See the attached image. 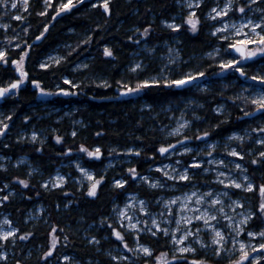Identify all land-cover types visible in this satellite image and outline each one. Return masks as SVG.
I'll return each instance as SVG.
<instances>
[{
	"label": "trees",
	"instance_id": "1",
	"mask_svg": "<svg viewBox=\"0 0 264 264\" xmlns=\"http://www.w3.org/2000/svg\"><path fill=\"white\" fill-rule=\"evenodd\" d=\"M60 3L61 0H53L50 3L52 6L48 7L44 0H30L28 9L21 13L24 19L10 22L11 28L16 29L22 39L15 43L20 47L11 49L7 45L2 46L8 53V63L0 62V87L21 78L16 76L11 61L19 59L24 52L28 53L24 67L29 76L18 90H12L0 99L2 113H6V118L11 116V120L2 119L3 123L9 124V128L6 134L0 135V155L12 162L20 156L28 157L43 176L38 179L36 175L29 176L22 166L16 168L10 164L2 167L0 164V185L7 183L14 192L1 204L0 211L17 222L18 240L31 233L27 239L17 240L12 248L0 241V250L10 253L0 264H16L17 260L21 264H43L44 253L51 247L53 228H56L58 243L50 258L61 260L67 255L79 264H113L104 254L114 246L111 242L116 241L106 219L114 204L121 202L125 194L136 192V189H118L113 185L111 174H106L97 189V196L89 197L87 191L69 183L53 189L43 187V179L53 174L62 159L79 156L88 168L93 169L94 164L102 165L117 151L130 148L140 152L133 158L134 167L140 175L155 167L162 157L158 149L166 144L161 136L159 112L187 95L190 88L151 87L138 97L120 98L118 82L135 87L138 80L147 78L146 73L130 69L133 55L145 44L154 45L176 38L181 40L183 54L188 57L200 55L215 42L206 34L201 16H198L201 23L196 33H192L188 25L178 31L162 26V22L170 21L178 14V0H109L110 14L104 10L103 4H96L95 0H83L82 3L74 0L71 11L57 16ZM42 12L46 14L41 15ZM145 28H149L150 32L147 37L143 35ZM137 29L140 31L137 32ZM130 36L132 40L128 39ZM105 46L112 49L114 56L104 55ZM54 52L59 55V63L56 61L47 64V68H41L44 59ZM216 71H209L207 75ZM34 79L40 81V87L45 91L59 92L60 88H64L74 94L65 96L59 93L52 99L41 100L32 84ZM65 80H71L76 87L65 83ZM103 82H107L108 87ZM208 95L213 99L210 106L215 101L225 103L226 112L216 115L208 107L206 116L201 113L200 118L204 117L206 122L198 125L200 134L207 131L212 140L223 138L240 130L251 120L248 118H253L244 116V112L251 109L236 98L235 89L220 90L213 86ZM22 127L41 130L43 139L30 142L16 138ZM74 131L75 136L72 135ZM56 136L62 137L61 142L56 141ZM81 144L89 149L100 147L102 156L96 162L87 160L86 153L79 151ZM69 148L71 153L67 151ZM249 168L258 185L264 184V162L252 163ZM98 176L101 175L96 174V178ZM18 178L27 180L29 186L25 188L19 184ZM38 204L45 209L43 217L25 222V212ZM88 226L94 234L90 235L98 241L97 245L90 243L88 237H83L82 231ZM142 241L153 250V255L129 264H144L145 260L155 264V257L168 251L166 245L152 238H143ZM183 256L189 261L195 258L210 263L206 257ZM170 264L177 262L170 259ZM260 264H264V260Z\"/></svg>",
	"mask_w": 264,
	"mask_h": 264
},
{
	"label": "rangeland",
	"instance_id": "2",
	"mask_svg": "<svg viewBox=\"0 0 264 264\" xmlns=\"http://www.w3.org/2000/svg\"><path fill=\"white\" fill-rule=\"evenodd\" d=\"M30 1V0H29ZM53 0H48L50 4ZM74 1V0H73ZM98 3H102V0H95ZM12 0H9L8 6L5 7L3 4H0V50H3L4 45L11 49H17L15 47V43L21 41V37L17 33L16 29H12L10 26L11 21H17L15 19L16 15H21L23 11H25L22 0L18 3V7L16 9L11 8ZM45 2V0H44ZM191 0H178L179 12L174 15L169 23L175 21V23L183 25L185 28V21L190 13V11H195L197 16H201L206 29V34L215 39V42L208 47V49L201 53L200 55H191L186 57L183 54L182 42L179 39H172L170 41L159 42L154 45L145 44L141 46L137 53L133 55L130 69H132L135 64L140 63L143 65V68L137 71L146 73V79L157 76V74L164 76L170 75L173 78H176L184 73H195L197 71H203L206 73V76L198 79L195 83L199 85V87H193L189 85L190 88L187 95L183 96L181 99H178L176 102H172L164 109L160 110L159 115H161L162 119V127H161V136L163 137L165 146L169 143L174 144L175 148L170 149L167 154L162 155L158 164L155 167L148 169L146 174L140 175L148 176L150 180H142L139 177L135 180L130 178V174L128 172L129 168L134 167V157L137 156V150L133 149L132 152L128 150L117 151L111 157L106 158L102 165L96 163L94 164L95 168L91 169L85 165L83 158L79 156H74L68 158L67 160L62 159L59 165L55 168L53 174L45 179L42 182L43 187L46 181H50L46 188L53 189L63 187L66 184H70L71 186L77 187L78 189H83L84 191L88 190L92 181H89L87 177L84 176L83 173L79 171L77 168V163L83 166L86 169H89L96 177V174H100L101 176H105L106 174H111V178L113 180V185L120 189V187L114 184L115 179H128L129 182L123 188H133L136 189V192H131L125 194L122 201L114 204L111 209V214L107 217L106 221L108 224H112L116 227V229L120 230L125 237V240L129 243L132 248H136V231L127 228V219L121 218L119 216V211L124 209L126 203L129 204L128 215H135L141 221L148 220V227H153L154 231H157V235H153L151 232L143 231L139 233V242L143 243V238H152L157 240L161 244L166 245L169 253V260L171 259V255L175 252V248L177 245H174L171 239V233L168 236H165L162 231H158L151 225V219L156 217L158 221L161 223V227H167L170 230L176 228V220L180 218V204L183 202L182 200L177 201L176 204L171 205L173 213L175 215L168 216L165 202L171 200L175 197H183L186 193H191L196 191L198 195L205 194L209 191L213 193V196L216 194H221L220 198L224 202V211L231 217H233L232 226H229V221L223 219V215L220 214L217 220L210 221V223L216 225L218 228L222 229L226 234L229 235V238L225 241L224 250L221 255H216L215 249L218 247L217 245L212 244V236L214 233L209 228H204L203 221L193 220L192 225H187L182 223L181 229H185L187 227H192L193 231H195L196 227L202 229L199 233L200 238L204 241V244L207 245L201 246V244L195 239V237L190 236L188 240L185 241V244L192 242L193 246L196 248V252L192 253H175L176 255H188V256H196V257H206L210 259L209 264H231L232 260L238 259L240 255V245L236 243L233 245L231 237H235L237 240H243L247 245L248 251L250 252L249 260L251 261L253 257L260 256L262 260H264V249H257L256 252H252L251 249L253 246L264 243V238L259 236L249 237L247 235L248 231H256L259 232L264 230V216H256L251 218L247 224L241 225L239 222L243 219V215H247L249 210L258 211L260 196H259V183L258 180L251 174L249 165H252V160L259 157V152L264 151V145L257 143L258 140L264 139V133L253 131V129L257 127H264V116L260 113L256 114L253 118H248V122L238 131H234L223 138H218L216 140H212L209 135L207 137H203L201 139H195V137L201 136L199 132V127L201 123H205L206 121L201 117V113L203 115H207L206 109L208 107L211 108L213 114L219 115L221 113L226 112V104L222 102L215 101L214 105L210 106L213 99L210 95H208V91L211 90L213 86H216L217 89L222 90L230 88L235 89L236 98L241 101V103H245L247 107H250L251 111L255 109V105L251 104L248 97L252 92L259 90L262 85L258 81H251L250 79L246 80L244 77L240 75L239 72H236L234 69H226L221 71L220 68V60L230 59L233 57L239 58L238 54H235L233 50L227 48L228 43L235 42V39L241 37H235L232 35L233 30L230 28L226 33H218L213 35V31L216 27H220V21H228L235 22L239 25L242 18H251L253 20H259L264 13H261L260 9L264 8V3H260L258 0L257 5L252 6V11H247L244 14L239 13L238 7L245 3L246 0H233V3L236 5V8L229 12L226 17H218L216 20H213L209 17V13L212 8L219 6L223 8L224 4L228 2V0H202L199 7L193 6L192 9L187 7L188 3ZM66 12V11H65ZM212 15H215L212 13ZM8 24V28H4L3 25ZM162 26L167 29H171L168 25L162 22ZM260 29H257L259 31ZM176 31V30H173ZM245 32L251 33V26L244 29ZM229 35L230 39L228 41H223L219 37L220 35ZM15 37V39H12ZM177 37V36H176ZM249 48L255 47V45H248ZM153 49L155 51H153ZM169 49L173 51L170 53ZM178 50V51H177ZM23 55V54H22ZM175 60V64H169V56ZM59 60V55L57 53H51L44 59V64H51ZM3 62V61H0ZM25 62V60H24ZM165 64H168L170 71L168 73L161 72V69ZM241 67L245 68L247 76L250 78L253 75L264 74V57L261 55H257L248 61H241ZM13 69H16V66H13ZM217 70L215 74L207 75V72ZM251 75V76H250ZM23 79V78H20ZM26 81V80H25ZM24 81V82H25ZM24 84V83H23ZM7 84L5 87H7ZM207 85V87H205ZM249 85H253L254 87H249ZM219 86V87H218ZM36 87V86H35ZM245 88H248V91H244ZM39 93V98L41 100H49L59 94V92H48L51 94H41L39 88H37ZM146 90V89H145ZM145 90H142L135 94H129L123 96L122 98H135L140 96ZM244 104V105H245ZM220 109L217 111V109ZM44 109V107H43ZM210 111V109H209ZM6 113H2L0 109V121H6L7 118L4 116ZM184 120L189 121V123L183 127L178 133L169 134L173 128H177L179 124H183ZM7 124V123H6ZM34 128V127H33ZM33 128H20L16 133V138L20 140H27L30 142H40L43 139V133L41 130H35ZM37 133V138L35 140L32 139V133ZM185 133H188V137L191 139L184 140L182 137ZM238 134L234 136L233 134ZM2 136V135H1ZM238 136H243L244 139L241 141ZM182 141V143H176L177 141ZM214 146V147H213ZM184 147H188L192 149L191 152L184 153ZM235 148L237 151L243 153V159L240 157H234L229 154L230 150ZM211 152L212 155L209 156L207 153ZM87 160L98 161L99 159L90 158L85 155ZM193 157L196 158L197 161H201L200 167L195 168L192 167L194 161ZM261 158V157H260ZM209 160H224L225 164H210ZM264 160V159H263ZM180 161V164L176 162ZM240 163L243 165L242 169H236L235 164ZM0 164L2 167H6L8 165H13L14 167L22 166L24 167L27 174L30 176L31 174L36 175L38 179H41L43 173L40 172L35 165H33L28 157L20 156L15 161L12 162L10 158H5L0 155ZM117 165L118 168L114 169ZM165 165H172L177 172H182L185 167H188L189 173L192 178L190 181H174L167 177H164L162 172L158 171L159 168H163ZM136 169V168H135ZM207 169V171H205ZM244 169H247L245 172ZM112 170V171H111ZM169 172L172 171L171 168L167 169ZM218 171H223L228 175L226 177H220V179H224L225 183L227 179H236L243 184H247L249 181H244V175L249 176V180L253 183L254 190L247 191L245 188L237 189L235 187L229 186L225 187V184H221L216 179L218 175ZM111 172V173H109ZM57 173L65 177V183L58 187H52V182H55V178ZM99 177V176H98ZM97 177V178H98ZM156 180H160L165 186L164 187H151V184ZM7 185V187H5ZM227 191L229 193L228 196H223L222 193ZM13 190L10 189V186L7 183H3L0 185V200L4 196H12ZM195 199L193 197L190 202L191 206H195ZM210 197L205 196V203H203L200 207L208 208L210 205L207 201ZM145 200L147 202V207L149 209V213L145 214L140 211V206L138 201ZM159 201V203H157ZM234 201H239V204L233 203ZM4 202V201H3ZM2 202V203H3ZM0 203V206L1 204ZM254 206H257V210H254ZM217 209L220 205L215 206ZM161 213H164L162 216ZM45 214V209L41 205L34 206L31 210L25 212V222L39 220ZM198 214V213H197ZM184 215L191 216L187 210L184 211ZM5 218L11 220L8 214L0 211V229L7 231L9 228L17 229V222L12 221L11 225L4 223ZM171 219L172 223L169 224L168 220ZM124 227H121V225ZM141 227H144L143 223ZM237 227H244L245 232L241 233L239 236L236 235V232L233 230ZM91 227L88 226L85 228L82 233H84L83 237L89 239L90 243H94L97 245L96 241L92 240L90 234L94 235L91 231ZM18 231L15 234V239L10 237L8 241L0 238V241L5 244L8 243L12 248L13 245L18 240L17 237ZM182 232L176 233L177 236L181 235ZM114 239L116 240L114 246L109 248L104 254L112 261L113 264H129L131 262L136 261L141 258H149L142 252L133 253L129 252L127 249L123 247V243L112 234ZM19 239L18 241H20ZM149 247V246H148ZM150 248V247H149ZM14 252V251H13ZM0 253H6L7 258L10 254L9 251L0 250ZM12 253V252H11ZM116 256H127L130 259H120L119 261L113 259ZM6 259H0V261H5ZM45 264V260L44 263ZM47 264H79L75 260L65 261L63 258L61 260H55L53 258L47 259ZM244 264H249L248 261L244 262Z\"/></svg>",
	"mask_w": 264,
	"mask_h": 264
},
{
	"label": "snow or ice",
	"instance_id": "3",
	"mask_svg": "<svg viewBox=\"0 0 264 264\" xmlns=\"http://www.w3.org/2000/svg\"><path fill=\"white\" fill-rule=\"evenodd\" d=\"M9 0H0V4H3L5 7L8 6ZM78 3H82L83 0H77ZM202 0H191L190 3H188L187 7L189 9H192L193 6L195 5L196 7L200 6V3ZM260 3H264V0H259ZM18 3H20V0H12L11 2V8L16 9L18 7ZM103 3V8L106 12H109L110 14V4L109 0H102ZM258 0H246L245 3H242L238 7V11L241 14L246 13L247 11H252V6L257 5ZM22 4L25 10L28 9L29 7V0H22ZM45 4L48 7H51L52 5L48 3V0H45ZM96 5H93L95 7ZM74 7L73 0H67V2H63L61 0V3L59 5V12L56 13V15H60V13H63L65 11H71V9ZM236 8V5L233 3V0H228L227 3L224 4L223 8H220L219 6L214 7L211 9L209 13V17L213 20H216L218 17H226L228 16L229 12L232 11L233 9ZM261 13H264V8L260 9ZM214 13L215 15H212ZM46 13L42 12L41 15H45ZM55 18V17H53ZM15 19L17 20H22L24 17L21 15H16ZM164 23L168 25L170 28L173 30H180L182 25L175 23V21L169 23V21L165 20ZM186 25L190 26L189 30L192 33H196L199 30V25L201 23L199 17L197 16L195 11H190L188 14L186 21ZM221 26L216 27L213 31V35H216L218 33H226L228 30L231 28L233 30L232 35L235 37H241L238 39H235V42L228 43L227 48L234 50L236 53L239 54V58L233 57L227 60L221 59L220 60V68L221 71L226 70V69H234L236 72H239L242 77H244L246 80L250 79L251 81H258L262 87L250 94L248 99L250 100L251 104L255 105V109L253 111H245L244 116H249V117H254L256 113H260L262 116H264V74H257L253 75L250 78L247 76V73L245 71L244 67H241V61H248L251 60L252 58L256 57L258 54L264 57V15L261 16L259 20H253L251 18H242L239 25H237L235 22H228L221 20L220 21ZM251 26V33L245 32L244 29L248 28ZM4 28H8V24L3 25ZM151 26H149L150 28ZM149 28H145L143 30V35L145 37L149 36ZM257 29H260L257 31ZM47 27L45 28V31H47ZM140 29H137V32H139ZM43 33H41V36ZM223 41H228L230 39L229 35H220L219 37ZM12 39H15V37H12ZM37 39H40V36L37 37ZM129 40H132L133 37H128ZM136 43H139V41H135ZM248 45H255L253 48H249ZM15 47L19 48L20 45L17 44ZM153 51H155L153 49ZM173 50L169 49V52L171 53ZM178 51V50H177ZM28 55L27 52H24L23 55L19 59L12 60V64L16 66V71L19 73V76L23 79H15L14 82L10 83L7 87H0V98H3L6 94L11 93L12 90H18L20 86L24 83V81L28 78L29 73L25 70L24 67V60L25 57ZM104 55L106 57H112L114 56V53L111 48L108 46H105L104 48ZM8 53L6 51L0 50V61H3V63L7 64L8 63ZM59 63V61H57ZM169 64H175V60L172 58V56H169ZM41 68H47L48 65L42 63L40 65ZM83 67H87V65H83ZM143 68V65L140 63L135 64V66L131 69L132 71H137ZM170 71L168 64H165L164 67L161 69V72L163 73H168ZM206 76V73L203 71H197L195 73H184L176 78L171 77L170 75H164L161 76L157 74V76H154L149 79H143V80H138L136 83L135 87H131L127 84H125L123 81L118 82V86L121 87V95H129V94H135L138 93L142 90L151 88V87H156V88H168V89H186L189 85L193 87H199L198 84L195 82ZM65 83L71 84L73 87H76L75 84L72 83L71 80H65ZM105 87H108L107 82H103ZM32 84L39 88V91L41 94H51L47 93L44 88L40 87V81L39 80H32ZM207 87V85H205ZM249 87H254L253 85H249ZM244 91H248V88H245ZM59 93L63 94L65 96L67 95H72L74 93H70L68 90L64 88L59 89ZM149 107H151L149 105ZM220 109L218 108L217 111ZM8 120H11V116L7 117ZM25 119H29L28 117H25ZM189 121L184 120L183 124H179L177 128H173L171 134L178 133L183 127H185ZM0 135L6 134V130L9 128V124L3 123V121H0ZM253 131L264 133V127H257L253 129ZM73 136L76 135V132L74 131L72 133ZM99 135V133H97ZM209 133L207 131H204L201 136L195 137V139H201L203 137H207ZM234 136H237L238 134L234 133ZM37 138V133L33 132L32 133V139L35 140ZM238 138L243 141L244 137L243 136H238ZM56 141L59 143L62 140V137L56 136ZM191 139L188 136H184V140H189ZM176 143H182V141H177ZM257 143L264 145V139H260L257 141ZM214 147V146H213ZM175 145L174 144H167L161 145L158 149L159 154L164 155L169 152L170 149H174ZM69 153L72 152V149L69 148L67 150ZM79 151L82 153H86L88 157L90 158H96L99 159L102 156V151L100 147H95L94 149H89L85 145L81 144ZM129 152H132L133 149H128ZM184 153L191 152L192 149L188 147H184L183 149ZM137 155H140V152H136ZM231 156L234 157H240L243 159V153L240 151H237L235 148H232L229 152ZM155 156L156 153H153ZM207 155L211 156L212 153L209 152ZM259 157L264 158V151L259 152ZM193 165L192 167L199 168L201 161H197L195 157H193ZM264 160H257L253 159L252 163L253 164H258L262 163ZM177 164H180V161L176 162ZM208 163L210 164H220L223 165L225 164L224 160H209ZM236 169H242L243 165L240 163L235 164ZM77 168L81 173L84 174L85 177L88 178L89 181H92L90 186L88 187L87 190V195L89 197H96L97 196V189L101 186L102 182L105 180L104 176H100L99 178H96L95 175L89 170L81 166L79 163H77ZM171 168L172 171L169 172L167 169ZM158 171L162 172L164 177H167L169 179H172L174 181H190L192 178L191 174L189 173L188 167H185L182 172H177V170L172 166V165H165L163 168H159ZM207 171V169H205ZM246 172L247 169H244ZM128 172L130 174V178L132 180L137 179L138 177L142 180H150L148 176H143L141 177L140 174L137 172L135 168H129ZM228 174L223 172V171H218V175L216 179L218 180L219 183L225 184V187H235L237 189L240 188H245L247 191H253L254 190V185L253 183L250 182L249 176L244 175L243 179L244 181H249L246 185L241 183L240 181L236 179H227V182L225 183L224 179H220V177H226ZM19 184L23 185L25 188L29 186V182L27 180H21L18 178ZM129 180L128 179H115L114 184L120 188H123L126 184H128ZM50 181H46L44 186L47 187ZM65 183V177L57 173L55 182H52V187H58ZM165 185L160 181L156 180L154 183L151 184V187H164ZM7 187V185H5ZM259 191V196H260V203H259V208L258 211H252L249 210V213L247 215H243V219L239 222L241 225H245L248 223V221L256 217L258 215L264 216V184L259 185L258 188ZM221 194H216L213 196V193L211 191L205 193V194H200L198 195L196 191H193L191 193H186L184 194L183 197H175L172 198L171 200L165 202V208L167 211L168 216H173L175 215L173 213V210L171 208V205L176 204L177 201L182 200L183 202L180 204V218L176 220V228L175 229H169L167 227H161V223L158 221L156 217H153L151 219V225L154 226V228L158 231H162L165 236H168L171 233V239L174 243V245H177L175 248V252L172 253L171 255V261H176L177 264H180L181 261L184 262V264H207L206 260L203 259H195L193 258L191 261L188 260L186 256H178L175 253H195L196 248L193 246L192 242H189L185 244V241L189 239L190 236L195 237V239L201 244V246L207 247V245L204 244V241L200 238L199 233L202 231L201 228L196 227L195 231H193L192 227H187L185 229H181V224H187V225H192L193 220L197 221H203L204 228H209L212 230L214 235L212 236V244L217 245L218 247L215 249L216 255H221L222 251L224 250V245L225 241L229 238V235L226 234L222 229L218 228L216 225L210 223V221H214L218 219V216L220 214L223 215V219L229 221V226H232L233 223V217L229 216L225 211H224V202L220 198ZM223 196H228L229 193L227 191L222 193ZM205 196L210 197V199L207 201V203L210 205L208 208H202L200 207L203 203H205ZM193 197H196L195 199V206H191L190 202L192 201ZM8 196H4L2 200H0V203L3 201L8 200ZM139 206H140V211L148 214L149 209L147 207V202L145 200H139L138 201ZM159 203V201H157ZM233 203L239 204V201H234ZM220 205V207L217 209L215 206ZM59 207V205H58ZM187 210L189 213H191V216H186L184 215V211ZM129 211V204L126 203L124 206V209L119 211V216L121 218H126L128 223H127V228L131 230L136 231V248H132L129 243L125 240L124 234L113 227L111 224L108 225L112 229V234L115 235L117 240L121 241L123 243V247L127 249L129 252L133 253H138L142 252L146 256L151 257L153 255V250L150 249L148 246L141 244L139 242V233L143 231H148L151 232L153 235H157V231L153 230V227H148V220L141 221L138 219L135 215H128ZM198 213V214H197ZM163 216L164 213H161ZM4 223L11 225L12 221L8 220L5 218ZM103 223V220L101 221ZM143 223L144 227H141V224ZM168 223L171 224L172 221L171 219L168 220ZM121 227H124L122 224ZM236 232V235L239 236L241 233L245 232L244 227H237L233 229ZM18 229L16 228H9L7 231L0 229V238H2L5 241H8L10 237L15 239V234L17 233ZM182 232L181 235L177 236L176 233ZM53 237H52V243L51 247L47 252L44 253L45 257V264H47V259L53 255L54 250L56 249V245L58 243V237L55 235L56 233V228L52 229ZM31 235V233H27L24 236H21L20 239H27L28 236ZM247 235L249 237H256L259 236L261 238H264V230H261L259 232L256 231H248ZM65 240H67V236L64 237ZM233 245L236 243H239L240 248V255L238 259L232 260L231 264H244V262L248 261L249 264H260V260L262 257L256 256L253 257L252 260H249L250 257V252L248 251L247 245L245 242L241 240H237L235 237H231ZM93 241H96V237H92ZM98 242V241H97ZM257 249H264V243H259L255 246L252 247L251 251L256 252ZM169 253L167 252H161L158 256L155 257V264H170L169 260ZM0 259H7V254L6 253H0ZM63 259L65 261H70L72 260L71 257L64 255ZM113 259L119 261L120 259H125L128 260L130 257L127 256H116L113 257ZM16 264H21L19 260L16 261ZM144 264H150L149 260H145Z\"/></svg>",
	"mask_w": 264,
	"mask_h": 264
},
{
	"label": "water",
	"instance_id": "4",
	"mask_svg": "<svg viewBox=\"0 0 264 264\" xmlns=\"http://www.w3.org/2000/svg\"><path fill=\"white\" fill-rule=\"evenodd\" d=\"M233 52H234L235 54H238V53H236L234 50H233ZM238 55H239V54H238ZM15 73H16V76H17V77H20V76H19V73H18L17 71H16ZM177 90H180V89H177ZM5 96H6V95H5ZM5 96H4V97H5ZM123 96H126V95H121V92H120L119 97L121 98V97H123ZM0 99H1V98H0ZM256 114H258V113H256ZM256 114H255V115H256Z\"/></svg>",
	"mask_w": 264,
	"mask_h": 264
}]
</instances>
